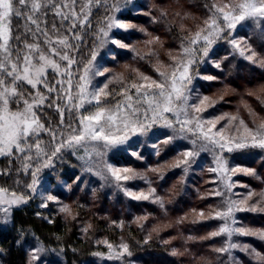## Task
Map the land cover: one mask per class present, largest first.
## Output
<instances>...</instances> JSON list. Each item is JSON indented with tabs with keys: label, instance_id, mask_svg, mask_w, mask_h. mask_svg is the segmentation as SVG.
<instances>
[{
	"label": "trees",
	"instance_id": "1",
	"mask_svg": "<svg viewBox=\"0 0 264 264\" xmlns=\"http://www.w3.org/2000/svg\"><path fill=\"white\" fill-rule=\"evenodd\" d=\"M86 2L76 0L75 10L81 19L80 5ZM226 2L229 0H137L130 5L126 0H92L89 23L82 25L75 21V28H72V17L62 22L61 17L48 9L47 15L41 17L47 24L41 23V27L47 28L53 41L67 37L73 46L68 49L46 43V37L41 33H37L33 40L31 33L24 34V21L13 18V36L20 34L21 40L38 43L41 51L55 60L61 69L67 67V61L60 60L58 55L53 56V47L67 53L75 63L68 69L70 77L52 69L47 71L46 79L55 91L48 92L43 84L31 90L33 94L39 90L48 97L43 105L37 107L36 116L50 131L30 137L28 142L34 145L39 141L47 155L38 154L33 147L24 156L19 152L12 157L0 156V172L5 173L0 175V187L8 189V194L15 192L29 199L12 210L9 222L1 220L0 216V264H264V240L254 234L234 235L232 242L239 247L227 253L215 250L226 247L227 240L223 235H210L223 224L213 215L222 205L219 196L215 195L217 185L212 179L213 173L199 169L186 178L182 169L174 170L170 166L175 154L185 151L186 147L173 145L157 156L149 152L141 156L144 162L122 150L110 156V161L118 168L141 171L149 179L150 184L140 179L128 184L137 190L154 186L162 202L152 203L123 193L119 190L122 183L119 188L106 191L98 184L99 181L83 176L78 159L66 143L74 129L82 128L79 124L81 116L94 112L100 106L113 107L123 102L126 95L132 96L134 102L136 90L130 86L143 83L142 75L160 81L156 62L161 60L175 69L184 58L194 59L192 75L210 76L212 79L195 77L193 92L208 97L214 103L213 113L237 114L254 128L264 124V35H241L247 39L246 49L255 53L257 63L235 53L229 45L232 40L229 30L218 37V45L207 56L217 60L220 67L199 63L202 60V54L197 53L199 44L191 43L197 32L207 28L205 22L213 14L219 16L212 4L223 5ZM63 11L67 14L69 9L64 8ZM115 17L133 25L127 30L112 31V37L118 35L127 47L108 45L100 49L103 40L101 29L105 31L110 18ZM219 21L224 26L225 22ZM53 23L55 30L52 29ZM204 34L206 31L201 32L202 36ZM77 35L81 39H75ZM11 45L13 52L16 48L25 51L24 44L15 39ZM185 48L195 49L194 54H185ZM93 54L95 60L91 61ZM89 61L100 63L106 69L102 83L106 82L109 95L102 96L100 105L83 109L73 107L66 102L67 95L78 87ZM25 88L30 86L25 85ZM55 97L59 99L53 100ZM50 132L55 133V139ZM61 142H65V146L53 156L52 152ZM253 152L229 155L232 166L254 171L251 175H238L237 180L245 184V187H239V196H244L250 189L264 194V153ZM26 156H32V159ZM49 158L51 163L44 167V161ZM37 168L40 170L33 177L32 173ZM54 170L55 177L68 187L67 191H57L65 209L69 207L68 211L54 202L44 207L39 197L31 193L29 185L32 180ZM237 226L254 233L264 232V211L261 208L242 211ZM108 244H126L128 252L117 257L110 254Z\"/></svg>",
	"mask_w": 264,
	"mask_h": 264
},
{
	"label": "snow or ice",
	"instance_id": "2",
	"mask_svg": "<svg viewBox=\"0 0 264 264\" xmlns=\"http://www.w3.org/2000/svg\"><path fill=\"white\" fill-rule=\"evenodd\" d=\"M76 0H61L57 3V0H0V156L12 157L15 152H19L22 156L26 152L30 151L33 147L36 148L38 154H44L41 149L39 141H36L33 145L29 143V138L38 135L41 131H50L45 129V125L40 123L39 118L36 116L34 107L43 105L45 100L48 99L43 93L37 90L34 94L32 89H37L38 85L43 84L47 88L48 92L55 91L46 77L47 69L51 68L53 71L60 74H67L71 76L72 65L75 60L72 59L67 53H62L56 48H51L53 56H59L60 60L67 61V67L61 69L60 65L53 60L50 56L45 55L41 51L38 43H28L26 40H21V35L17 34L13 36V18L24 21V34L31 33L33 40L37 38L36 34L41 33L46 37L45 42L48 44H59L63 48L68 49L73 46L69 44L68 38H58L55 41L48 36L47 28H42L41 23L47 24V21H42L41 17L47 15V10L51 9L55 16L61 17V21L73 18L72 28L76 27L75 21H80L81 24H88V17L91 15L92 0H87L86 3L80 5L83 18L81 19L80 13L75 10ZM64 8L69 9V12L65 14ZM212 8L215 13L205 23L207 28L201 29V32H207L206 35H201V32H197L192 38L191 43L193 45L200 43L201 39L204 41V46L199 50L203 56L207 57L209 48L214 43L210 37H219L220 33L224 31V28L235 29L237 24L247 19H264V0H239V2L224 3L218 5L212 4ZM44 9L45 11H42ZM226 9H228L226 11ZM39 14V15H38ZM225 22L224 26L218 23V20ZM35 26L34 28L32 26ZM109 29L120 28L127 30L133 25L117 21L114 18H110V23L107 25ZM52 29H56L55 23L52 24ZM71 30V29H69ZM105 38H108V32L101 29ZM15 39L24 44L25 51L20 48H16L15 52L12 50L11 41ZM75 39H81L80 36H76ZM107 42L118 45L120 48L127 47L118 38V35H114L107 39ZM233 45L239 48V42L236 40L231 41ZM185 54L192 55L195 52L193 48H185ZM38 53V55H34ZM240 54L244 55V50L240 49ZM255 53L252 56H247L246 59L252 60ZM95 60V54L92 55L91 61ZM89 61L88 66L84 68L83 76L80 77L82 83L79 86V103L73 104V97L71 94L67 95L69 105L73 107H83L85 102L92 104L95 101L96 105L101 104V97H106L109 93L106 91L107 84L99 87L92 93H88V86L90 84L91 76H102L106 69L96 68L93 71V64ZM195 61L188 59L187 62H181L180 65L175 68L170 75H166L164 72H160V76L164 77L163 81L157 82L156 80H150L147 76H142L143 83L131 84V88L136 90L137 99L133 102V97L126 95L123 102H118L111 108L97 107L94 112L86 116H81L79 124L81 129L75 130L74 134H71L67 138V145L72 147L79 145L85 141H103L106 146L125 145L130 139L129 133L132 135H143L146 130L150 129L155 123L162 122L166 127H172L173 121L167 119L164 114L172 113L175 117V123L180 125L179 131L190 132L193 135L199 133V136L208 143L218 145L221 149L227 148L229 152L235 149L246 148H259L264 150V124H262L257 130H252L244 125L241 120L240 125L243 127V133L240 135L239 140L236 137L226 138L222 131L213 132L215 128L216 120L214 119H201L199 116L194 118H188V105L187 101L189 96L185 95V90L188 84L191 83V77L189 76L190 66ZM219 67V65H217ZM204 79H212V77H204ZM186 82V83H185ZM69 90L71 89V79L67 81ZM25 85L30 88H25ZM155 89V91H153ZM127 93V89H125ZM90 96V98H88ZM59 99V97L53 98V100ZM208 100V97H204L199 104L193 105L194 110L199 113L202 110L203 104ZM135 104L147 105L146 109L136 108ZM49 106H52L51 104ZM58 111L62 110L58 107ZM131 110V112H129ZM151 112V117L148 113ZM181 113L184 114V118L181 119ZM142 114L143 119H140ZM159 118V119H158ZM219 119H222L219 118ZM235 120V117H232ZM63 123V120H61ZM195 124V127L191 125ZM205 125L210 127L205 130ZM71 127V125H69ZM239 132V129H237ZM119 133V135H117ZM53 139L56 138L55 133H51ZM219 137V139H217ZM138 142L128 144L125 151H132L133 155H138L134 150ZM195 144V141L192 142ZM65 146V142H61L52 152L55 156L60 152L61 148ZM197 153L193 151L184 152L182 155L185 157L184 163H188V158L194 157ZM31 160L32 156H26ZM51 163L50 158L44 161L43 166L47 167ZM217 168L210 169V171H220L225 176L224 184L225 188L230 190L233 185L230 183L229 172L235 173L243 171L246 174H254L252 169L248 168H232L229 170L225 161L217 157ZM179 166V162L177 163ZM25 167H28L25 165ZM39 168L32 173L33 177L39 172ZM108 171L112 174L117 181L127 180L129 177L121 176V172H131L129 168L119 169L109 166ZM5 174L0 172V175ZM37 180L33 179L29 187L32 191H35V185ZM8 189L0 187V204H7L9 206L13 204H19L26 202L24 196H18L15 192H12L11 198H6ZM129 196L133 199H148V196L143 192H128ZM215 195L223 196L224 193L216 191ZM254 193H249V198ZM46 200H55L54 196L48 195ZM247 203L246 200L234 201L227 200L224 210L215 211L214 218L224 221L218 231L210 233L212 237L223 235L226 237L227 246L215 249L219 253H227L230 249L239 247L236 243L232 242L234 235H257L260 239L264 240V232L254 233L252 230L242 226H235L237 221L233 215L235 211H242L240 205ZM47 207V204L42 205ZM257 205H253L250 209L255 211ZM66 211L67 209H62ZM264 210V209H262ZM3 211L7 214L8 207L3 208ZM204 215L203 212L200 213ZM109 249L112 248L111 244L107 245ZM122 251L116 253L117 256H122L128 252V246L123 244L120 246ZM246 250V249H245ZM175 254V253H174ZM38 258V257H37ZM111 258V257H110Z\"/></svg>",
	"mask_w": 264,
	"mask_h": 264
},
{
	"label": "rangeland",
	"instance_id": "3",
	"mask_svg": "<svg viewBox=\"0 0 264 264\" xmlns=\"http://www.w3.org/2000/svg\"><path fill=\"white\" fill-rule=\"evenodd\" d=\"M126 1L130 5H134L137 2V0H126ZM235 2H239V1H237V0L233 1V3H235ZM121 10L122 9H120L119 11H121ZM227 10L228 9H226V11ZM114 19H116L117 21H120L116 17ZM218 23H220L219 20H218ZM114 30H121V29L120 28L109 29L108 27L105 29V31H107L109 34L108 38L112 37V31H114ZM228 30H229L230 36L232 37L231 41H233V40L238 41L239 42V48L235 47L231 41H230L229 45H231V47L235 50L236 54L240 55L241 58L245 59L247 56H252L253 54L249 53L247 51V49H246L247 39L242 38L241 35L242 36L244 34H248L249 36H253V35H257V34H263L264 35V19H247L245 21L238 23L235 29H228L227 27H225V30L223 32L228 31ZM222 33H220V35ZM206 34H207V32H206ZM206 34H204V35H206ZM108 38H105L103 35V40L101 42L102 44H101L100 49H102L103 47L108 46V45H115V44H111V43L107 42ZM210 39H213L214 43L209 48L208 55L213 49H215V46L218 45L217 41L220 38L210 37ZM198 44L199 45L197 47L200 50L201 47L204 46L203 39H201L200 43H198ZM116 46H118V45H116ZM240 49L244 50V55L240 54ZM199 50L197 51V53L200 52ZM107 53H108V56L111 55L110 50ZM200 53L202 54V52H200ZM209 57H211V56H209ZM189 58H191V57H189ZM204 58H205V56H203V54H202V56H201L202 60L199 62L202 65L209 63V64L214 65V66L219 65V67H220V64H219V62H217V60L211 59L208 57L204 60ZM187 60H186V58H184V60H182V61L187 62ZM252 61L254 63H257V59L255 56H253ZM92 64L94 66L93 71H95L96 68L104 69L103 65L100 63L93 62ZM156 68H157L156 70H157L159 76H160V72H164L166 75H170L172 73V71L174 70V68H172V66H170V63H167L164 60L157 61L156 62ZM191 69H192V65L190 66V69H189V76L191 77V83L188 84V87L185 90V95L189 96V99L187 101L188 118L191 119V118L199 116L201 119H214L217 122H216L215 128L212 129L213 132L222 131L224 133V137H226V138L236 137L237 140H239L240 135L243 133V127L240 125L241 120L244 122V125H246L248 128H250L254 131L259 128V127L254 128V127L248 125L246 123V121L241 116H239L237 114H230V113L224 114L223 112L213 113L211 111V109H212L214 103L210 102L209 98L203 104L201 112L197 113L194 110L193 105L199 104L200 101L205 96H203L202 94L199 95L198 93L193 92V90H194L193 89V79L195 77L200 78V79H204V77H210V76H199V75L193 76ZM48 70H51V68H48L47 71ZM83 74H84V72L82 73V76H83ZM102 76H104V75H102ZM102 76H91L90 77V84L88 86V93H92L96 89H98L99 87H102L104 84H106L105 81L102 83ZM142 76H145V75H142ZM147 77H149V76H147ZM159 79H160V81H157V82L163 81L164 77L160 76ZM150 80H154V79L150 78ZM81 83H82V81L80 80L78 87H76L74 92H72V94H71L73 97V104L79 103L78 93H79V86ZM153 91H155V89H153ZM88 98H90V96ZM101 101H102V97H101ZM66 102L68 103L67 99H66ZM90 105L91 106L96 105L95 101H93L92 104H89L86 101L84 106L79 107V108L83 109V108L88 107ZM134 107L146 109L147 105L146 104L140 105V104L134 103ZM108 108H111V107H108ZM36 109H37V107H34V109H33L35 111V113H36ZM129 112H131V110H129ZM148 115H149V117H151V112H149ZM164 116L167 119L173 121L172 127H166L163 125L162 122L155 123L151 126L150 129L146 130L145 134H143V135H132L131 133H129L130 139L127 141V144H125V145H117V146L113 147V146H106L103 141H90L89 140V141L82 142L79 145H74L72 147L68 146L70 148L71 152L73 153V155L78 159V162H79L80 167H81V174L85 177H90L91 179L99 181L98 184L100 186H102V188L106 191H107V189H111V188H115V187L119 188L120 183H122L119 190H121L125 194H127L128 192H136V193L143 192L145 195L148 196V199H146V200L140 199V200L151 201L152 203L162 202V198L157 194L156 188L152 185L149 188H143L141 190H137L135 187L129 186L128 183L134 182L135 179H140V181H142V182L146 181V184L149 183L148 182L149 179L147 177L145 178V175L143 173H141V171H137V170H133V169L129 168L132 170L131 172H121L120 173L121 176H127L129 178L127 180L122 179V180L117 181L115 179V177H113L112 174L108 171L109 166L114 167V168H118L116 165H114L110 161V156L112 154H114L115 152H118L121 150L123 152H128V153L132 154V151H125V149L127 148L128 144H132L133 142H138L135 146V149H134L138 153V155L132 154L133 156H135L138 159H141V156H145L149 152H154V156H157V155H159V153L163 149H167L173 145H175V146L182 145L183 147H186L187 149L183 152L177 153L179 155L175 154L176 156L174 155L175 156L174 160L170 161V164H171L170 166L174 167V170L176 168L182 169L185 173L183 177H186V178H189L192 175H194V173H197L199 169H204L205 171L209 170V172L213 173L212 179L215 180V183L217 185V186H215L216 191H220V192L224 193L223 196H219V198L221 199L222 205L218 211L225 209L227 200H234V201L246 200L247 203L240 205V207L244 210L250 209L253 205H257V209H259V208L264 209V207L260 206V205L264 206V194H263V192L258 193L254 189H250L244 196H239V194H238L239 189L241 187H245V184L238 181L237 177L239 174H243V175H248V174H246L243 171H239V172H235V173H231V171H230L229 172L230 183H232L233 187L230 190H228L225 188V184H224L225 176H224V174H222L220 171H210V169L217 168V163H216L217 157H219L221 160L225 161L227 164V167L229 168V170H231L232 168H239V167L232 166L233 164L230 162L231 158H229L231 156H229V155L235 154L236 152H244V151H250V150L255 151L256 153H258L260 151H262L264 153V150L259 149V148L235 149L233 146V151L229 152L227 150V148L221 149L218 145H214V144L208 143L207 141L203 140L199 136V133H197L196 135H193L190 132L179 131L180 125L175 123V117L172 113H165ZM221 117H222V119H219ZM232 117H235L236 119L233 120ZM183 118H184V114L181 113V119H183ZM140 119H143L142 114L140 115ZM254 119H255V117H254ZM191 127H195V124L191 125ZM204 127H205V130H207V128L210 127V125H205ZM237 129H239V132H237ZM40 133H43V131H41ZM38 135H36V136H38ZM117 135H119V133H117ZM217 139H219V137H217ZM193 141H195V144L192 143ZM187 151H193L197 154L194 157L188 158V163H184L183 161L185 160V157L182 154L184 152H187ZM255 152H253V153H255ZM142 153H144V154H142ZM141 160H143L142 162H144V160H145L144 157ZM58 162L60 163V160ZM178 162H179V166H177ZM49 169L51 171L52 167L50 166ZM119 169H122V168H119ZM153 171L157 172L156 170H153ZM55 172H56V170H54V172H49L48 175L41 176L37 180V184L35 185V191L31 190V193L33 196L39 197V201H40L41 205L48 204L49 202H54L56 204H59L60 207L65 209L66 206L64 205L63 202H61L60 197L57 194V191H60L61 189L63 191H67L68 187L60 178L55 177V174H54ZM52 179H53V181H52ZM172 187H174V186H172ZM166 190H167V188L165 189V192H166ZM249 193H254V195H252L249 198ZM48 195L54 196L56 199L55 200H46L45 197ZM24 197L26 198V196H24ZM6 198L10 199L11 195L7 194ZM28 200L29 199L26 198V202ZM26 202H21L19 204H13L11 206H9L7 204H0L1 220L4 219L6 222H9L10 218H11L12 210L15 207H18V206L25 204ZM5 207L9 208V211L7 214L3 211V208H5ZM68 210H69V207L67 206V211ZM244 210H242V211H244ZM242 211H235L233 213L236 221L238 220V216ZM262 211H264V210H262ZM222 222L224 223V221H222ZM235 226H237V223ZM120 246L121 245L112 246V248L109 249L110 254L116 255L117 252L122 251ZM117 257H119V256H117Z\"/></svg>",
	"mask_w": 264,
	"mask_h": 264
}]
</instances>
